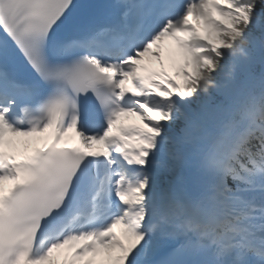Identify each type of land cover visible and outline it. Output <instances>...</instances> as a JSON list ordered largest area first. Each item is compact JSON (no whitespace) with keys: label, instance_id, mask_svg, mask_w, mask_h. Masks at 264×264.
<instances>
[{"label":"snow or ice","instance_id":"6c2138e0","mask_svg":"<svg viewBox=\"0 0 264 264\" xmlns=\"http://www.w3.org/2000/svg\"><path fill=\"white\" fill-rule=\"evenodd\" d=\"M100 255L264 264V0H0V264Z\"/></svg>","mask_w":264,"mask_h":264},{"label":"rangeland","instance_id":"374dc122","mask_svg":"<svg viewBox=\"0 0 264 264\" xmlns=\"http://www.w3.org/2000/svg\"><path fill=\"white\" fill-rule=\"evenodd\" d=\"M191 19V18H190ZM163 49H165V51H163V54L164 55H166L167 56V58L168 59H170L169 61H168V63H167V68H169V69H171L172 70V72H168L169 73V75H171V76H173L176 80H177V82L178 83H180V80H179V76H176V71H178L179 70V64H177V59H172V57L170 56V52H172L174 49H175V42L173 41V40H171V39H165L164 41H163ZM171 55H172V53H171ZM144 60H151V61H157L156 60V58L155 57H152V56H150V55H148V56H146L145 58H144ZM143 60V61H144ZM189 71H191L190 70V68H189ZM178 77V78H177ZM133 115V114H132ZM149 115H153V116H155L156 114L155 113H149ZM133 116H136V115H133ZM136 117H139V116H136ZM140 118V117H139ZM141 119V118H140ZM142 122L144 123V127H145V122L142 120ZM18 140H23V139H25V138H17ZM35 143H32V144H30V145H34ZM117 229H119L118 230V234H120V232H121V230H120V228H119V226L117 227Z\"/></svg>","mask_w":264,"mask_h":264}]
</instances>
